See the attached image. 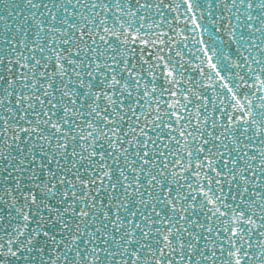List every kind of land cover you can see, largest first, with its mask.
Masks as SVG:
<instances>
[{
	"label": "snow or ice",
	"instance_id": "1",
	"mask_svg": "<svg viewBox=\"0 0 264 264\" xmlns=\"http://www.w3.org/2000/svg\"><path fill=\"white\" fill-rule=\"evenodd\" d=\"M0 264H264V0H0Z\"/></svg>",
	"mask_w": 264,
	"mask_h": 264
}]
</instances>
